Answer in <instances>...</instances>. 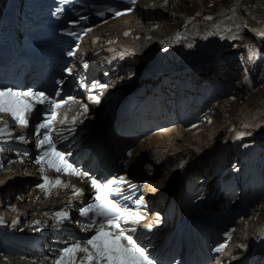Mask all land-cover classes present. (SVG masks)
<instances>
[{"label":"bare ground","instance_id":"obj_1","mask_svg":"<svg viewBox=\"0 0 264 264\" xmlns=\"http://www.w3.org/2000/svg\"><path fill=\"white\" fill-rule=\"evenodd\" d=\"M192 1L140 0L134 13L97 26L85 38L83 49L87 44L92 45V49L87 50L90 57L91 51L101 49L102 53H106L105 47L115 46L116 49L122 51L123 55H126L125 61L134 65V70H136L143 64V60L136 64L138 59H143L144 56H148V59H156L161 56V50L153 49V51L147 52L149 47L161 42L178 27L189 23L192 16L195 19H201V14L214 9L218 2L222 5H234L247 9L246 24L249 31L264 24V0H217V3H214L216 0H195L198 3L194 7L190 6ZM210 2L212 3L211 8L209 7ZM2 6L3 0H0V8ZM192 8L196 11L194 14L191 13ZM249 37L253 38L250 34L243 38V42H247L246 38ZM261 43L264 46V39L261 40ZM227 69L231 70V67ZM224 70L226 67L211 68L210 71L204 73L189 74L191 83L198 82L202 76L203 80L207 79L206 76L223 79L226 77L222 82L230 87L232 92L228 98L214 102L215 112L210 114V117L213 118L212 123L203 122L193 129L186 128L183 124H173L157 132L143 135L134 145L133 156L128 159L133 174H137L138 169L147 161H162L157 168L155 178L148 179L147 184L144 185L148 198L153 199V205L162 208V203L167 205L171 200L178 203L185 194L186 188L205 177L204 171L213 167L216 152L222 149L221 143L230 133V127L242 124L243 118L246 116L252 118L264 116V96L244 99L249 90L239 81L233 86L230 85V74L224 73ZM234 72H237L236 68H234ZM137 79L138 75L132 78L134 82ZM102 108L103 103L98 107V113ZM256 139L264 145V137ZM233 155H230V164L233 162L231 158ZM184 159L186 160L185 164ZM175 174L178 175L175 177ZM42 175L43 173H40L30 162L26 164L10 163L3 172H0V197L4 200L7 198L13 200L11 203L5 204L9 222L11 220L22 221L20 224L26 223L24 226L26 227L40 221L39 225L52 233V227L62 226L54 223V213L63 208H71L69 201H71V205L78 204L80 199H73L71 191L65 189H60L59 195L53 194L46 197L38 187ZM211 176H213L212 171L208 178ZM51 177L54 178V176ZM62 179L70 180L71 183L82 188L84 195L90 191L86 182L77 178L62 177ZM214 181V179L211 180L207 187H211ZM263 201L255 204L248 214H243L245 219L238 225L232 244L218 258L217 264H235L240 258V254L237 253L242 254L243 252L236 251V246L239 242L247 241L249 232L252 228L257 227V223L264 222V212L255 209L264 204ZM261 208L264 211V207ZM158 211L160 210H156V212ZM256 217L258 218L257 222L255 221ZM70 226L74 230L81 229V226L75 225H65L63 228ZM52 239L56 241L57 236H53ZM54 259L0 254V264H52Z\"/></svg>","mask_w":264,"mask_h":264},{"label":"snow or ice","instance_id":"obj_2","mask_svg":"<svg viewBox=\"0 0 264 264\" xmlns=\"http://www.w3.org/2000/svg\"><path fill=\"white\" fill-rule=\"evenodd\" d=\"M129 3L135 6L137 0H129ZM109 11H113L115 16L125 14V12L112 9ZM125 11L130 12L132 8ZM98 15L103 16L104 12L101 11ZM86 19V16H81L78 20L70 23L75 25ZM207 19H211V17H207ZM90 30L85 29L84 31ZM71 34L75 35V33ZM257 34L264 36V29L258 30ZM78 47L79 45H77ZM68 55L75 56L76 51H70ZM66 71L71 73L72 69L68 68ZM92 87L103 88L106 86L93 84ZM57 96H59L58 92L55 96H50L46 92L32 89L0 87V153L5 151V144L9 140H26L24 134L16 136L13 125L8 119H5V116L11 117L15 126L21 129L30 126L32 117H41L35 124L34 132L36 147L39 149V155L35 162L40 165V171L43 173V182L38 187L46 197L53 194L59 195V190L65 189L71 191L73 199H80L84 195V190L71 183L70 180L62 179V176H75L81 180L87 179L93 191L91 201L78 209L79 215L87 221L82 224L81 230L89 232L91 235L83 241L77 238L59 248L58 256L52 264H156L147 247L142 246L139 238L135 237L137 226L151 230L153 225L144 223L147 217V213L143 211L146 207L144 198L142 196L134 198V194H125V185L129 191L134 193L133 186L127 177L121 175L97 179L91 173L72 163L69 151L58 148V144H62L67 139L64 129H57L58 116L64 105L75 100V97L57 99ZM99 102V96L92 98V103L98 104ZM88 111V105H82V113L72 117V125L74 126L79 115ZM66 121L67 116L65 115L60 123L63 124ZM71 130H74V127ZM240 135L243 136L245 133ZM26 156L28 153L25 151L20 155V162H23V158ZM0 168H2V164H0ZM49 171L56 173L54 178L47 174ZM69 206H71V201H69ZM54 216L57 223L71 221L70 213L67 210L57 211ZM35 223L40 224V221ZM225 246L221 245L217 251L222 250Z\"/></svg>","mask_w":264,"mask_h":264},{"label":"rangeland","instance_id":"obj_3","mask_svg":"<svg viewBox=\"0 0 264 264\" xmlns=\"http://www.w3.org/2000/svg\"><path fill=\"white\" fill-rule=\"evenodd\" d=\"M198 2H195V0H193L192 2H190V6H195L196 4H197ZM214 3H217V0L216 1H214ZM211 2H210V5H209V7L211 8ZM209 8V9H210ZM195 9H193L192 8V11H191V13L192 14H194L196 11H194ZM170 23H172V22H170ZM246 40H247V42H252V41H254V39L252 38V37H249V38H246ZM235 68V67H234ZM234 68L233 67H231V69H233L234 70ZM230 69H227V71H229ZM235 84V83H234ZM249 93V92H248ZM245 94V96H244V99H251L252 97H254V96H256V97H263L264 96V84H261V85H259L256 89H254L250 94ZM226 98H228V97H225V98H223V99H221V100H224V99H226ZM221 100H219V101H221ZM263 203H264V201H263ZM263 207H264V205H262ZM255 209H257V210H259L260 212H264V211H262V208L261 207H258V208H255ZM254 209V210H255ZM26 221V220H25Z\"/></svg>","mask_w":264,"mask_h":264}]
</instances>
